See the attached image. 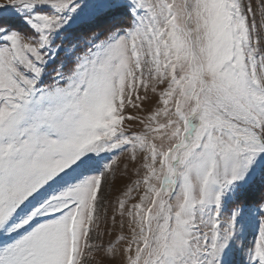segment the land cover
I'll return each instance as SVG.
<instances>
[{
	"label": "snow or ice",
	"instance_id": "obj_1",
	"mask_svg": "<svg viewBox=\"0 0 264 264\" xmlns=\"http://www.w3.org/2000/svg\"><path fill=\"white\" fill-rule=\"evenodd\" d=\"M0 264H264V0H0Z\"/></svg>",
	"mask_w": 264,
	"mask_h": 264
},
{
	"label": "rangeland",
	"instance_id": "obj_2",
	"mask_svg": "<svg viewBox=\"0 0 264 264\" xmlns=\"http://www.w3.org/2000/svg\"><path fill=\"white\" fill-rule=\"evenodd\" d=\"M255 3L258 5L259 4V0H255ZM127 159V154H125V156L121 157V162L123 161H126ZM121 172H122V169L121 171H118V174H117V181H116V186L118 189L122 190L124 188V186L126 184H130L132 183L135 179H137V177L131 172V170H129V173L127 176H125L123 178V180L121 181L120 180V176H121ZM120 195V191H116L114 190L112 192V201H113V204L115 203V198ZM134 195H136V193H134ZM137 199H138V196H137ZM134 202V201H133ZM131 203V202H130ZM107 239V238H106ZM249 239L251 240V237H249Z\"/></svg>",
	"mask_w": 264,
	"mask_h": 264
}]
</instances>
